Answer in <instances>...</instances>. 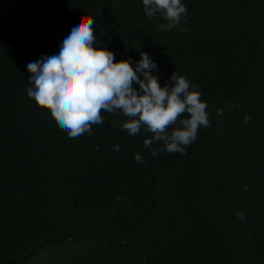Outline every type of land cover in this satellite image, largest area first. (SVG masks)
I'll return each instance as SVG.
<instances>
[{
  "label": "trees",
  "instance_id": "obj_1",
  "mask_svg": "<svg viewBox=\"0 0 264 264\" xmlns=\"http://www.w3.org/2000/svg\"><path fill=\"white\" fill-rule=\"evenodd\" d=\"M181 2L168 31L142 0H0V264H264V0ZM79 15L116 60L146 52L161 86L199 85L210 124L184 154L153 156L107 113L70 139L27 96L28 63Z\"/></svg>",
  "mask_w": 264,
  "mask_h": 264
},
{
  "label": "clouds",
  "instance_id": "obj_2",
  "mask_svg": "<svg viewBox=\"0 0 264 264\" xmlns=\"http://www.w3.org/2000/svg\"><path fill=\"white\" fill-rule=\"evenodd\" d=\"M142 3L148 17L160 14L168 21L160 24L161 29L171 31L182 20L187 23V8L181 0ZM93 24L91 16L79 15L63 36L58 54L43 55L28 63L27 96L49 111L70 139L91 136L93 126L103 125V113H107L126 118L111 121L112 127H121L132 136L143 131L147 137L143 147L151 149L153 156L158 154L153 143H160L159 151L184 154L197 139L199 129L210 124L208 105L201 99L199 85L173 72L171 84L161 86L159 77L152 74L158 65L148 53L140 52L135 67L131 58L116 60L113 51L96 46ZM218 115H223L222 109ZM250 119L246 115L244 122ZM113 150L119 152L120 145H113ZM134 159L145 162L139 153ZM236 216L246 220L244 212L237 211Z\"/></svg>",
  "mask_w": 264,
  "mask_h": 264
}]
</instances>
